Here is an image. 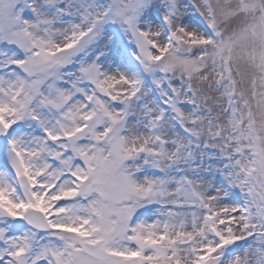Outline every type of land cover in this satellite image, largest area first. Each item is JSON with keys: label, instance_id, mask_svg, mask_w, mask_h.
Segmentation results:
<instances>
[{"label": "snow or ice", "instance_id": "snow-or-ice-1", "mask_svg": "<svg viewBox=\"0 0 264 264\" xmlns=\"http://www.w3.org/2000/svg\"><path fill=\"white\" fill-rule=\"evenodd\" d=\"M0 264H264V0H0Z\"/></svg>", "mask_w": 264, "mask_h": 264}]
</instances>
